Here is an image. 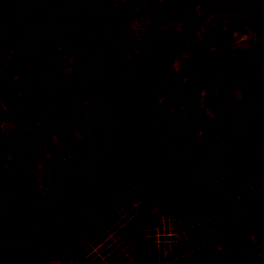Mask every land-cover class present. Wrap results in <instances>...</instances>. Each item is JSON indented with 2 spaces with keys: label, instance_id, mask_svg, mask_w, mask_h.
<instances>
[{
  "label": "rangeland",
  "instance_id": "1",
  "mask_svg": "<svg viewBox=\"0 0 264 264\" xmlns=\"http://www.w3.org/2000/svg\"><path fill=\"white\" fill-rule=\"evenodd\" d=\"M108 1L129 11L118 25L119 54L127 64L146 69L152 56L158 54L154 75L160 82L173 74L185 80L194 72L210 71L207 80L194 90L177 88L155 98L166 152L164 157L153 159L152 172L154 180L163 184L168 163L177 165L197 148L218 138L221 112L235 130L254 113L264 79V29L253 28L249 21L264 20V0ZM37 7L46 17L71 14L73 19L32 22L19 30L17 37L50 43V56L63 73L73 72L78 77L92 74L95 45L105 30L97 18L101 15L98 0H21L13 13L19 17ZM24 52L29 57L19 64ZM43 56L44 51L37 45L11 43L1 57V61L16 64L7 76L9 91L23 105L33 107L35 113L23 119L21 126L5 113L0 116V208L9 205L20 183L41 202L88 187L90 160L85 148L96 130L101 133L104 155L115 157V91L86 93L52 122L53 109L67 92L65 80L49 72ZM118 66L115 59V74ZM138 99L132 89L131 103ZM4 109L0 100V110ZM255 157L254 153H236L234 162L244 165ZM257 185L250 179L223 214L234 215L235 204L250 208L247 197ZM210 199L207 190L190 193L178 212L189 214ZM171 217L169 213L159 221L158 233L168 236L167 263L183 264L174 237L167 231ZM211 233L217 236L214 228ZM220 237L215 243V258L230 264H264V232L254 228L243 242ZM32 242L31 232L0 233V247ZM119 245L115 229L104 230L101 241L95 244L104 249Z\"/></svg>",
  "mask_w": 264,
  "mask_h": 264
},
{
  "label": "trees",
  "instance_id": "2",
  "mask_svg": "<svg viewBox=\"0 0 264 264\" xmlns=\"http://www.w3.org/2000/svg\"><path fill=\"white\" fill-rule=\"evenodd\" d=\"M20 2L0 0V100L5 107L0 116L7 114L17 126L34 116L33 107L23 105L9 91L7 76L16 64L1 61V57L11 43L37 45L44 51L43 61L49 72L65 80L67 95L54 107L52 122L86 93L115 91V157L104 155L101 133L96 130L85 148L90 160L88 187L41 202L33 191L26 192L23 183L18 184L9 205L0 208V233L31 232L33 242L0 247V264H169L165 254L168 236L159 234L157 227L169 213L172 217L167 231L174 237L183 264H230L213 256L220 236L243 242L254 228L264 232V79L258 105L244 124L231 129L221 112L218 138L197 148L179 164L168 163L166 181L160 184L154 180L152 163L166 151L155 98L177 88L194 90L207 80L210 71L194 72L185 80L173 74L160 82L154 75L158 54L152 56L146 69L127 64L119 54L118 25L129 11L108 0H98L101 15L97 18L105 30L95 45L94 72L82 77L63 73L50 56V43L25 41L17 37V32L32 22L73 19L72 15L46 17L37 7L18 17L13 12ZM249 24L264 29V20H250ZM28 57L27 52L22 53L18 63ZM115 59L118 74L113 70ZM132 89L139 98L137 103H131ZM236 153H254L256 157L240 165L234 162ZM250 179L258 183L247 197L251 207L235 204L236 213L224 215L223 209ZM206 190L211 193L206 204L189 214L178 212L188 194ZM212 228L217 236L211 233ZM106 229H115L118 248L95 246Z\"/></svg>",
  "mask_w": 264,
  "mask_h": 264
}]
</instances>
